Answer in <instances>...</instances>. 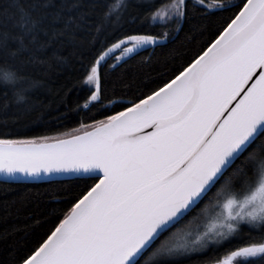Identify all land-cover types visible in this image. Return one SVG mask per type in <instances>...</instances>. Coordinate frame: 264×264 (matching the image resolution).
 <instances>
[{
  "label": "snow or ice",
  "instance_id": "obj_1",
  "mask_svg": "<svg viewBox=\"0 0 264 264\" xmlns=\"http://www.w3.org/2000/svg\"><path fill=\"white\" fill-rule=\"evenodd\" d=\"M191 3L205 15L234 12L150 94L62 137L0 138L5 178L71 175L85 183L20 264H187L220 249L225 254L209 264H264V0H213L212 9L206 0ZM148 4L155 8L150 26L174 24V31L164 27L162 37L124 31L138 16L128 12L129 0H109L103 20L113 25L115 42L105 50L106 35L82 66L90 92L84 108L101 100L108 53L161 46L189 20V0ZM78 6L76 0L67 10ZM56 7L53 0H6L0 8L12 23L0 30V114L35 107L29 101L41 82L23 75L25 68L64 62L48 50L78 26L77 18L64 8L50 11Z\"/></svg>",
  "mask_w": 264,
  "mask_h": 264
},
{
  "label": "trees",
  "instance_id": "obj_2",
  "mask_svg": "<svg viewBox=\"0 0 264 264\" xmlns=\"http://www.w3.org/2000/svg\"><path fill=\"white\" fill-rule=\"evenodd\" d=\"M76 0H53L56 11L64 8L65 16L77 18V25L65 36L53 41L49 55L55 52L64 58V62L51 66L39 64L27 67L23 75L38 79L40 86L31 93L29 103L35 107L31 111L17 112L10 107L6 114H0V138L33 139L38 136L62 137L78 129L80 124H94L96 120H105L108 115L123 111L131 102L146 96L165 80L172 77L174 70L190 62L197 53L226 26L233 11L217 10L204 14V9L192 10L189 0V20L182 27L183 31L169 36L161 46L142 51L119 66L116 59L121 50L111 54L102 62L100 68L102 97L100 102H92L88 108L83 105L90 92L83 85V67L88 65L100 50V41H105V50L110 47L113 25L105 23L103 13L109 0H79V6L68 11V6ZM118 2V0H117ZM171 0H156V6L170 3ZM240 0H233L239 3ZM6 0H0V8ZM128 12L138 16L136 23L126 24L124 31L136 34H157L162 37L164 27L174 31L175 25L162 27L150 26V9L148 0H129ZM206 3L214 6L213 0ZM148 16V21H145ZM101 25V32L97 26ZM12 28V23H5L0 17V30ZM55 27H61L56 25ZM191 37V38H190ZM19 68V65H16ZM91 184V181H88ZM80 179L50 181L38 183H5L0 181V264H20L39 242L54 228L64 213L71 207L84 188ZM255 235V233H253ZM248 238L245 229L240 240ZM226 249L213 253L208 251L193 257L187 264H209L222 258Z\"/></svg>",
  "mask_w": 264,
  "mask_h": 264
},
{
  "label": "water",
  "instance_id": "obj_3",
  "mask_svg": "<svg viewBox=\"0 0 264 264\" xmlns=\"http://www.w3.org/2000/svg\"><path fill=\"white\" fill-rule=\"evenodd\" d=\"M154 47H156V46H148L146 48H143V49L139 50V52L134 53V54L125 55L123 53L121 59H119L116 62V67L119 66L120 64L124 63L125 61H127L128 59H130L131 57H133L134 55H136V54H138V53H140L142 51L148 50L150 48H154ZM118 50H120V49H117V50H115V51H113L111 53H108V55L106 57H108L109 55L115 53ZM72 179H77V178L76 177H73L71 175H53L51 177H43V178H40V179H22V178L7 179L3 175H0V181H2V182H5V183H19V184H24V183L30 184V183L50 182V181H64V180H72Z\"/></svg>",
  "mask_w": 264,
  "mask_h": 264
},
{
  "label": "bare ground",
  "instance_id": "obj_4",
  "mask_svg": "<svg viewBox=\"0 0 264 264\" xmlns=\"http://www.w3.org/2000/svg\"><path fill=\"white\" fill-rule=\"evenodd\" d=\"M190 1H191V0H190ZM213 7H214V6L210 5L209 3H206V8H208V9L211 8V9H212ZM202 9H203V8H202ZM165 42H166V41H165ZM165 42H164V43H165ZM122 55H123V53L119 55V57L116 59V62H117L119 59H121ZM110 56H111V55H109L108 57H106L105 60L108 59ZM116 62H115V67H116Z\"/></svg>",
  "mask_w": 264,
  "mask_h": 264
},
{
  "label": "rangeland",
  "instance_id": "obj_5",
  "mask_svg": "<svg viewBox=\"0 0 264 264\" xmlns=\"http://www.w3.org/2000/svg\"><path fill=\"white\" fill-rule=\"evenodd\" d=\"M158 24V23H157ZM194 227H195V225H194ZM201 229H202V225H201Z\"/></svg>",
  "mask_w": 264,
  "mask_h": 264
}]
</instances>
